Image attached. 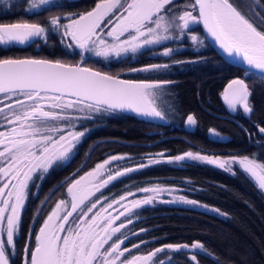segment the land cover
Wrapping results in <instances>:
<instances>
[{
  "label": "snow or ice",
  "instance_id": "snow-or-ice-1",
  "mask_svg": "<svg viewBox=\"0 0 264 264\" xmlns=\"http://www.w3.org/2000/svg\"><path fill=\"white\" fill-rule=\"evenodd\" d=\"M24 3L28 16L75 6L71 0H24ZM0 6L4 8V15H8L11 8L18 5L13 0H0ZM174 8V0H99L90 11L53 15L44 24L0 23V45L36 43L39 46L38 42L46 43L51 35L58 34L66 48L80 50L76 54L81 59V63L70 64L59 59L0 58V264H10V257L18 254L15 237L21 232L22 212L30 185L42 188L51 171L69 160L77 145L91 131L86 121L97 122L125 111L146 120L165 119L166 113L158 100L169 91L172 81L121 79L94 71L82 66L86 54L104 60L122 59L129 54L135 58L144 53L171 59L180 49L168 46L169 42L183 44L190 40V46L199 53L211 39L232 63L246 66L243 69L246 75L264 74V16L257 12L243 14L239 3L233 0H190L178 12ZM201 25L203 33L197 31ZM202 62L201 57L174 61V64ZM171 67L173 64L153 63L130 71L159 73L167 72ZM251 95L245 79L240 78L230 80L222 93L230 111L242 109L249 119L254 111ZM168 110L174 109L169 106ZM196 123L194 115L189 114L187 125L195 126ZM77 126L84 130H75ZM255 127L260 139L264 140V126L257 123ZM70 128L73 130L69 131ZM124 159L129 158L112 155L68 184L71 210H68L69 202L61 199L38 232L34 228L28 230V243L19 253L24 258L23 264H173L169 250L177 254L190 252L188 264H199L197 256L206 252L199 241L191 245L162 244L146 254L131 255L130 258L125 254L150 242L141 239L132 244L131 249L122 247L132 237L147 231L129 229L122 232L137 222L134 219L140 215L137 210H146L156 203L161 193L172 194L176 189L155 185L139 188L137 192L127 190L126 194L111 201L102 193L91 199L118 179L153 165L206 163L233 171V174V166L238 165L258 182L259 190H264V164H257L249 156L222 160L219 156L200 152L189 151L174 157L159 153L133 167H110L111 162ZM139 193L151 195L129 200ZM49 199L50 196L41 201L34 222ZM161 202L204 207L205 211L220 213L219 209L201 205L184 195ZM114 205H119L123 211L114 209ZM109 209H114L117 215L113 216ZM116 221L120 223L116 225ZM33 234L34 245L31 243ZM163 256L168 258L163 259Z\"/></svg>",
  "mask_w": 264,
  "mask_h": 264
},
{
  "label": "trees",
  "instance_id": "trees-1",
  "mask_svg": "<svg viewBox=\"0 0 264 264\" xmlns=\"http://www.w3.org/2000/svg\"><path fill=\"white\" fill-rule=\"evenodd\" d=\"M13 2L18 6L11 8V13H25L24 7L27 5L24 0ZM71 2L75 6L59 8L56 9L57 12L60 11L61 15L65 10L73 13L89 8L85 0ZM233 2L239 3L243 14L257 12L264 16V11H260L264 9V0H245L246 4L238 0ZM81 3L85 5L78 6ZM25 50H30L29 55L21 54ZM78 52L79 49L69 50L63 46L58 34L51 35L49 40L40 43L38 48L0 46V58L31 55L59 59L65 63H81L80 56L76 54ZM197 56L202 57L204 62L183 64L182 68L174 64L176 57L170 60L169 64H173V67L164 79L173 83L169 85V91L158 100L161 109L166 113V122H154L126 112L117 113L114 117H105L97 122L86 121L85 124L91 131L77 145L69 160L63 163L78 164L86 158V165L90 167V164L101 159L106 151L129 154V159L121 161L124 163L131 162L135 157L150 150L164 148L169 149L168 153H175L187 147L221 154H244L264 162V154H261L264 153V147L259 146L264 145V140L260 139L255 127L257 123L264 126V77L256 74L246 75L243 68L224 60L208 42ZM137 59L139 58H134ZM103 60L86 54L82 66L100 68ZM131 77L145 78V74L134 72ZM235 77L245 79L252 93L250 101L254 111L250 119L243 112L230 111L220 93L225 83ZM169 106L174 110L169 111ZM189 114L194 115L197 121L193 128L187 125L186 116ZM77 128L79 131L84 130L80 126ZM211 131H216L221 137H214ZM249 136L252 137L251 140ZM61 171L59 168L58 172ZM234 171L235 174L206 163H160L118 179L104 190V195L110 194V198L114 197L128 190L130 186L136 185L133 188H138L140 183L147 179L181 185L184 187V193L190 198L216 206L226 214L218 215L181 204L154 203L146 210H138L140 220L134 225L137 229L143 228L147 231L139 237H134L136 241H149L146 246L152 248L167 243L202 242L206 252L197 256L199 264H216L217 261L218 264H264V190H259L258 183L242 170L235 168ZM52 185L53 171L43 182L42 188L30 187V194L22 212L21 232L15 239L18 254L10 257V264H23L24 258L19 253L28 243V224L35 223L34 229L37 228V231V226L51 212L50 198L34 222L36 212L41 209V201L52 192ZM64 186L65 184L60 188L64 189ZM36 202L40 203L34 210ZM175 259L180 257L175 256ZM188 261L189 259H185L173 264H188Z\"/></svg>",
  "mask_w": 264,
  "mask_h": 264
},
{
  "label": "rangeland",
  "instance_id": "rangeland-1",
  "mask_svg": "<svg viewBox=\"0 0 264 264\" xmlns=\"http://www.w3.org/2000/svg\"><path fill=\"white\" fill-rule=\"evenodd\" d=\"M238 1H240L241 3H243V4H246L245 3V1L244 0H238ZM83 5H85L84 3H81V4H79L78 6H83ZM177 10H179V8L177 9ZM84 12V11H83ZM69 13H72V11H68V10H65L63 13H61V15H60V11H58L57 12V10L56 11H53V15H57V14H59L58 16H66L67 14H69ZM73 13H81V11H77V12H73ZM50 13H48V14H45L44 15V18L45 17H49V16H52L51 14L49 15ZM1 18H2V16H0V23H14V22H21V21H27V22H30V23H32V22H35V21H33L32 19H29V18H25V17H19V18H17L16 16H14V15H12V14H8V15H5V16H3V20H1ZM17 18V19H16ZM37 19V18H36ZM62 23H67V21H62ZM57 36V35H56ZM63 46H65L66 47V45L65 44H62ZM1 47H7V46H9V45H0ZM18 47H23L24 48V46H26V45H17ZM69 50H71V49H69ZM16 52V51H15ZM29 52H30V50H28V51H22V53L21 54H24V53H28V55H29ZM91 56H94V55H92V54H90ZM23 56V55H22ZM31 56V55H30ZM10 57H21V55H18V56H5V57H3V58H10ZM201 57H199V56H197V57H195V58H193V59H186L187 61H190V60H196V59H200ZM97 59H99L100 60V58H97ZM80 62V61H79ZM78 62H76V63H70V64H77ZM98 64H99V62H98ZM101 65V64H100ZM86 67H90V68H93L92 66H89V65H86ZM93 69H95V68H93ZM96 70H98V69H96ZM98 71H100V70H98ZM102 72V71H101ZM115 76V75H114ZM120 77V76H119ZM121 78V77H120ZM124 79H128V78H124ZM160 102H158V104H159ZM160 105V104H159ZM241 110V111H240ZM239 112H242V109H238L235 113H239ZM186 120H187V116H186ZM194 126H189V128H193ZM69 131H71V130H73V129H68ZM75 130H80L79 128H76ZM211 132H215V133H217L216 131H211ZM214 135V137H217V138H220L221 137V135L218 133V135H216V134H213ZM189 151H191V152H193V153H195V152H200L201 154H208V155H214V156H219L222 160H226V159H228V158H230V157H232V156H237V157H239V156H249V155H244V154H234V153H226V154H221V153H218V152H213V151H205V150H202V149H198V148H192V147H187L186 149H184V150H182V151H178V152H175V153H168L169 152V149H164V148H160V149H156V150H150L149 152H145V153H142L140 156H138V157H135L134 159H132V161L131 162H121V161H123V160H119V161H113V162H111V165H110V167H112V168H123V167H133V166H135V165H138L139 163H142V162H144V163H146V161H147V159L150 157V156H155L156 154H159V153H165L166 154V156H176V155H181V154H183V153H185V152H189ZM112 155H117V156H125V157H130V155L129 154H127V153H112L111 151H106V152H104V155H103V157H101V159H99V160H97V161H93V163L92 164H90V167H87V165H86V158H85V160H83V162H81V163H78V164H81V165H85V167L84 168H82V167H80L79 169H78V172L80 173V176H83L86 172H88V171H91L93 168H95V166H96V164L97 163H101V162H103L105 159H107V158H109L110 156H112ZM250 158H252V159H254L255 161H256V163L257 164H264V162H262V161H260V160H258V159H256V158H254V157H252V156H249ZM161 159H163V157L161 158ZM62 163V162H61ZM174 164H182V163H174ZM235 168H238V169H240L239 167H238V165H235V166H233V169H235ZM82 169V170H81ZM240 170H242V169H240ZM243 171V170H242ZM227 172H233V171H227ZM246 175H248L252 180H254V181H256L254 178H252L249 174H247V173H245ZM80 176H77L76 178L75 177H73L74 179H78ZM58 182L60 183V181L58 180ZM71 182V181H70ZM70 182H67V184L64 182V184L66 185V186H64V189H65V193L64 194H66V201H68L69 202V205H68V210H71L70 209V201H71V197L68 195V193H67V187H68V184L70 183ZM114 183V182H113ZM111 185V184H110ZM109 185V186H110ZM155 185H159V186H161V187H163V188H174V189H176L177 191H175L174 193H172V194H167V193H161L158 197H157V200H156V203H165V204H177V203H166V202H161V201H165V200H171L172 199V197L173 196H179V195H184L186 198H189V199H192V198H190L189 196H187L185 193H184V187L183 186H181V185H176V184H167V183H164V182H162V181H159L158 179H147V180H145V181H142V183H140V186L138 187V188H133L134 186H136V185H133V186H130L129 187V189L128 190H131L132 192H137L138 191V189L139 188H143V187H153V186H155ZM108 186V187H109ZM108 187H106V188H108ZM106 188H103V189H101V192H97L96 194H95V196L94 197H92L91 199L92 200H94L96 197H99V196H101V193L103 194V196L104 197H107L108 199H109V201H111L113 198H116V199H118L119 198V196L120 195H123V194H126V191L124 190V191H122L121 193H118V194H116L114 197H111L110 198V194H106V195H104V193H105V189ZM145 195H151L150 193L149 194H144V193H139L136 197H129V200H131V199H143L144 198V196ZM195 200V199H194ZM59 201L57 200L56 202H53V200H52V205H51V211H52V209L54 208V206H55V204L56 203H58ZM39 203L40 202H36V205H35V207H34V210L36 209V207H38L39 206ZM86 204H88V202L86 201L85 202ZM200 204L201 205H207L209 208H216V209H219L218 207H216V206H213V205H210V204H207V203H203V202H200ZM178 205V204H177ZM181 205H183V204H181ZM187 206H190V205H187ZM193 207V206H192ZM98 208H99V206H98ZM115 208H120V206L119 205H114V209ZM197 208H201V209H204L205 210V208L204 207H197ZM114 209H109L108 211L113 215V216H115V215H117V212L114 210ZM220 210V213L218 214V213H216V212H214V213H216V214H218V215H225L226 214V212L225 211H223V210H221V209H219ZM96 210H94V212H95ZM120 211H123V208H120ZM138 211V210H137ZM212 212V211H211ZM40 215V214H39ZM75 215V214H74ZM92 214H89V216H91ZM103 215V214H102ZM34 217V216H33ZM33 217H32V220H33ZM71 219V218H70ZM134 219L136 220V221H138V220H140V216H138V217H134ZM32 220H31V222H32ZM121 220H123V217H121ZM120 223V221H116V225H118ZM42 224H43V222H41L37 227H41L42 226ZM115 226V225H114ZM129 227H132L133 229H135L136 228V225H129ZM27 228H28V230H29V228H30V223L28 224V226H27ZM37 229V228H36ZM140 229H143V228H140ZM140 229H137L136 228V230L137 231H139ZM39 230V229H38ZM38 230H37V232H38ZM117 235H119V234H117ZM18 236V235H17ZM17 236L15 237V239L17 238ZM32 241H33V245H34V243H35V240H34V236L32 237ZM140 242V240H138L136 243H139ZM193 242H195V241H193ZM193 242H191V243H187V244H189V245H191ZM111 243V242H110ZM134 244V243H133ZM179 244H183V243H179ZM131 245H132V243H130L128 246H126V247H129L130 249H131ZM105 247H107V245H105ZM122 247H125L124 245H122ZM158 247H160V246H158ZM156 248V247H155ZM154 247L152 248L151 246H146V244H141V246H140V248L137 250V249H132V251H131V253L129 254V253H126L125 255L126 256H128L129 258L131 257V255H143V254H146L148 251H152V250H154L155 249ZM169 253L172 255V257H173V263H178V262H183L185 259H190V256L192 255V253H190V252H187V251H185L183 254H177V253H172L171 252V250H169ZM175 256H179L180 257V259H175ZM163 259H167L168 257L166 256V257H162Z\"/></svg>",
  "mask_w": 264,
  "mask_h": 264
},
{
  "label": "flooded vegetation",
  "instance_id": "flooded-vegetation-1",
  "mask_svg": "<svg viewBox=\"0 0 264 264\" xmlns=\"http://www.w3.org/2000/svg\"><path fill=\"white\" fill-rule=\"evenodd\" d=\"M85 1H86V6H89V8L86 11H89L99 0H85ZM189 2H190V0H174L175 8L173 10L178 12L179 11V10H177L178 8L179 9L183 8L184 5L189 3ZM53 11H56V9ZM53 11L45 12L39 16H28L25 13L13 14L11 12H10V14L16 16L17 18L25 17V18L32 19L35 22H39L41 24H44L43 20L45 22L47 21V17L44 18V15L48 14V13L53 15ZM0 16H2L1 20H3V16H5V15H4V8L2 6H0ZM197 31L202 33L200 26L197 29ZM40 43H42V42H38V45ZM190 45H191L190 40H185L183 42V44L169 42L168 46L178 47L180 49L178 54L174 55L171 59H174L176 57V61H187L188 59H193V58L197 57L198 53ZM7 47H9V46H7ZM24 47H30V48L36 47V48H38L39 46H37V44L34 43V44L26 45ZM203 48H201L199 52H202ZM160 50L161 49H157L156 51H160ZM136 58H139V59L134 60V58H132L131 54H129L127 57H124L122 59L111 58L109 60H103V62L99 66L100 68H95V67H93V68L98 69L102 72L108 73L110 75L120 76L122 78H128V79L166 80V79H164V76L169 72L170 69L167 70V72H159V73H157V72H142L145 74V78H132L131 75L134 72H131L130 69L134 68V67H137V68L142 67L145 65L153 64V63H171L170 62L171 59H168L166 57H159V56L153 57L152 53L137 54ZM139 62H141L139 65L135 64V63H139ZM129 64H131V65L129 66ZM176 65L179 68H182V65H179V64H176ZM173 72H174V70L172 71V73ZM158 76H159V78L157 79ZM80 167L84 168L85 165L76 164V162L75 163H63L62 162L60 164V166L56 167V169L53 171V185L51 186L52 192L50 194V198H51V200H53V202H56L57 200L60 201L61 199H64V200L66 199V194H64L65 189L60 188V187H61V185L64 184V182L67 184V182L72 181L74 179L73 177L76 178L77 176H80V173L78 172V169ZM59 168L62 169L61 172H58ZM58 180L60 181V183L58 182ZM37 183H39V181H37ZM30 187H31V185H30ZM56 189H58V190H56ZM37 213L38 212H36L35 217L37 216ZM34 224L32 225V223H30L29 229L34 228ZM39 228H40V226H39ZM129 229H131L132 231H137L136 228L133 229L132 227H129V225H128L126 229H122V232H127ZM35 231H36V229H35ZM133 238L134 237H132V239L130 241H127L124 246H128L130 243H132V244L136 243L137 242L136 239L135 238L133 239ZM10 263H11V261H10Z\"/></svg>",
  "mask_w": 264,
  "mask_h": 264
},
{
  "label": "water",
  "instance_id": "water-1",
  "mask_svg": "<svg viewBox=\"0 0 264 264\" xmlns=\"http://www.w3.org/2000/svg\"><path fill=\"white\" fill-rule=\"evenodd\" d=\"M99 2V1H98ZM97 2V3H98ZM93 7H95V5L93 6ZM92 7V8H93ZM91 8V9H92ZM90 9V10H91ZM89 10V11H90ZM201 27V30H202V33H203V28H202V25L200 26ZM208 42H209V44L214 48V50L224 59V60H226L227 62H229V63H231V64H233V65H236V66H239V67H241V68H243V69H245L246 68V66L244 65V64H242V63H232L231 62V58H228V57H226L223 53H222V51L217 47V46H215L214 45V43H213V41L211 40V39H208L207 40ZM10 58H37V59H50V60H54V59H51V58H43V57H41V58H38V57H31V56H21V57H10ZM83 67H86V66H83ZM90 68V67H89ZM91 69H93V68H91ZM94 71H98V70H96V69H93ZM101 72V71H100ZM256 75H259V76H263L264 77V74H261V73H256ZM121 79H124V78H121ZM131 80H136V79H131ZM228 84V83H227ZM227 86V85H226ZM125 112H127V113H130V114H132V115H135V116H137L135 113H132V112H128V111H125ZM137 117H139V116H137ZM140 118H142V117H140ZM151 121H154V122H166V119H164V120H160V119H154V120H151Z\"/></svg>",
  "mask_w": 264,
  "mask_h": 264
}]
</instances>
